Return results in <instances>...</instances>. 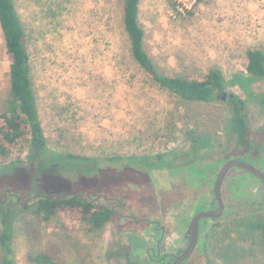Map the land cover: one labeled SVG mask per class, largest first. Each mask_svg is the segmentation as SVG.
Here are the masks:
<instances>
[{"label":"rangeland","instance_id":"rangeland-1","mask_svg":"<svg viewBox=\"0 0 264 264\" xmlns=\"http://www.w3.org/2000/svg\"><path fill=\"white\" fill-rule=\"evenodd\" d=\"M174 1L180 16L165 0H140L144 50L168 76L199 78L218 70L224 84L213 102L182 101L134 63L122 0H11L25 33L45 136L42 152L26 146L0 160V205L12 218L16 264H33L28 257L38 252L57 264H150L145 253L155 244L153 227L123 216L181 231L208 200L212 176L226 161L264 169V79L245 71L248 50L264 53V0ZM229 95L243 106L245 146L231 129ZM8 99L9 59L0 30V113ZM110 157L121 160L106 162ZM243 174L226 176L225 211L204 231L205 248L188 264H264L260 247L225 227L240 216L264 217V194L234 179ZM39 196H81L96 208L117 200V215L97 231L68 215L43 222L33 214Z\"/></svg>","mask_w":264,"mask_h":264},{"label":"trees","instance_id":"trees-1","mask_svg":"<svg viewBox=\"0 0 264 264\" xmlns=\"http://www.w3.org/2000/svg\"><path fill=\"white\" fill-rule=\"evenodd\" d=\"M170 8L178 14L176 1L165 0ZM140 0H122L121 23L128 41V48L134 63L160 89L167 91L185 102L209 103L216 99L215 92L221 91L224 80L218 70L211 69L199 78L172 77L160 73L144 50V31L138 22ZM191 14L190 11H186ZM0 30L5 50L9 59V99L3 112L0 113V160L13 159L17 148L29 147L31 153L42 152L45 136L38 120L35 100L31 87L30 56L26 46L25 33L20 24L11 0H0ZM246 73L254 79H264V53L251 49L246 52ZM232 102L231 129L240 146L248 144L247 124L243 106L236 96ZM66 159L90 163L91 159L66 154ZM119 157L106 158L108 163L120 161ZM17 161V158L14 160ZM91 163L97 164V160ZM33 214L43 222L58 215L86 224L88 231L101 230L113 218V211L108 208H96L95 205L81 196L70 198L38 197L34 201ZM12 218L9 211L0 205V247L2 257L0 264H16L11 248ZM228 234L244 242H250L264 252V217L248 214L237 217L226 224ZM33 264H57L44 252L28 257Z\"/></svg>","mask_w":264,"mask_h":264},{"label":"flooded vegetation","instance_id":"flooded-vegetation-1","mask_svg":"<svg viewBox=\"0 0 264 264\" xmlns=\"http://www.w3.org/2000/svg\"><path fill=\"white\" fill-rule=\"evenodd\" d=\"M231 160V159H230ZM242 161V160H239ZM252 165V164H250ZM254 166L256 169L260 170L261 172L264 173V169L262 167H259L257 165H252ZM264 166V163H263ZM222 167V165H221ZM220 167V168H221ZM219 168V170H220ZM218 170V171H219ZM231 170H240L242 171L243 177L242 176H237L234 179H236L237 181H239L240 183H247L246 186L249 190H251L253 193H257V194H264V183L262 180H260L258 177L252 175L251 173L245 171L244 169L241 168H237V167H233L230 168L226 174V176L228 175V173ZM217 171V173H218ZM217 173H214V177L212 176V178H214L213 180V184L215 182V176ZM225 176V178H226ZM225 178L223 179V182L225 180ZM222 182V185H223ZM222 185H221V198L223 201V205H224V211L226 208V204H225V199L223 197L222 194ZM213 185L210 189V191L208 192L209 198L207 201H205L203 203V206H200L197 208V210L195 211V213L193 214V216L191 217V219L199 212H205V211H216L218 209V207L216 205H214V203L212 202L213 199ZM106 200L108 201H112V200H116V199H109L107 198ZM118 201L116 200L115 202H112L113 204H111L110 207H108V209H110L111 211H113V216H116L117 213L115 211L116 206H118L117 203ZM199 204V203H198ZM124 207V204H121ZM223 211V213H224ZM222 213V215H223ZM221 215V216H222ZM220 216V217H221ZM124 218H132L135 224H138V222H142L145 221L147 222L150 226L153 227V233H150L152 235V237L155 239V244L154 247H151L149 249L146 250V261L150 264H188L189 261L192 259L193 255L195 252H197L198 250H202L205 248V234L204 231L208 228L209 224L212 222H215L217 220L220 219L216 218V219H200L199 223H198V235H197V239H196V243L193 247H190V237L191 235L187 232L188 230V226L189 223L191 221H189V223L185 226L184 230H176L173 232V230L167 231V227L160 225L158 221H149V220H145V219H141L139 221H136L134 219L133 216L130 215H126L123 216ZM173 241H168V237H172Z\"/></svg>","mask_w":264,"mask_h":264},{"label":"water","instance_id":"water-1","mask_svg":"<svg viewBox=\"0 0 264 264\" xmlns=\"http://www.w3.org/2000/svg\"><path fill=\"white\" fill-rule=\"evenodd\" d=\"M222 96H223V98L225 97L224 94ZM228 97L232 98L233 96L229 95ZM233 167L244 169L245 171L251 173L252 175H254L256 177H258L264 183V173L261 172L260 170L256 169L254 166L250 165L249 163H247L245 161L235 160V159H231V160L226 161L222 165V167L220 168L218 173L216 174L215 182L213 184V189H212V192H213L212 202L214 203V205H216L218 207V209L214 212L213 211L199 212L191 219L189 226H188V230H187V232L191 235L190 247H193L196 243V239H197V235H198L199 220L200 219H208V218L216 219L222 215V213L224 211V205H223V201L221 198V185H222L223 179L225 178L228 170L230 168H233Z\"/></svg>","mask_w":264,"mask_h":264}]
</instances>
